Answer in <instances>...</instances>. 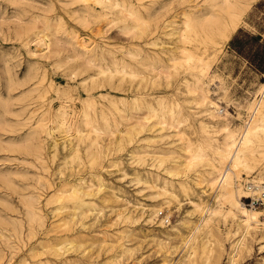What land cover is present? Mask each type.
Returning a JSON list of instances; mask_svg holds the SVG:
<instances>
[{"label":"rangeland","instance_id":"obj_1","mask_svg":"<svg viewBox=\"0 0 264 264\" xmlns=\"http://www.w3.org/2000/svg\"><path fill=\"white\" fill-rule=\"evenodd\" d=\"M127 1L138 4L137 0ZM80 6L75 0H0L1 264H229L228 254L235 253L231 246L242 237L240 233L242 228H239L234 237L228 238L227 235L239 227L237 223L230 217L224 218L222 213L217 214L218 216L211 215L210 218L203 213L205 207H215L216 203L213 198L214 192L201 182L200 167L196 171L191 169L185 172L184 167L179 166L178 177H169L172 186H167V189H171L173 193L162 194L161 181L163 177L168 176L165 171L175 165L165 161L159 168L151 167L149 163L152 159L149 155L145 156L143 163L134 162L136 156L131 151L137 149L136 145H143L145 142L133 143L121 152L108 154L105 151L95 164L90 165L88 160L92 150L85 149L84 141H77L73 133H70L69 138L72 140L69 144L64 131L56 129L55 122L48 121L49 114L61 101L57 98L55 89L59 90L61 97L71 95L72 101L67 104L76 109L80 108L81 101L87 94L79 84L83 79H86V84H90V76L96 75L97 72L73 70L78 63L65 59V49V52L61 49L59 55L49 58L40 56L43 51L30 54L29 51L42 47H37L33 43L25 45L28 37L23 31L35 26V31L49 35L58 29L60 31L56 35L61 36L63 30L65 34L62 35L66 36L68 32L75 33L88 45L115 44L118 47L124 40L123 35L118 34L117 28L105 25L106 21L103 19L102 24L101 19L88 17V27L84 26L81 18L85 14L81 12ZM34 17L38 20L34 21ZM43 17L51 27L50 32L44 29ZM243 20L244 23L242 22L231 38L220 43L221 48L217 53L211 54L209 51L203 55L209 62L208 76L204 79L209 97L221 107L220 111L223 112L220 115L228 112L229 125L234 129L240 126L242 120L248 118L247 105L250 101L254 99L257 101L260 98L257 91L260 84L264 83V0H256L243 16ZM156 37L161 45L168 42V38L161 33ZM165 46L172 48L175 56L179 55L176 45L169 43ZM162 59L164 64L170 63L167 55H162ZM34 67H38L39 71L44 73V80L22 101L19 96L27 85L20 84L28 80L29 73ZM182 78L191 80L190 75L180 73L167 84L163 77L156 78L151 72L145 71L143 81L141 79L133 81L129 91L95 89L91 91V95L95 97L98 105L108 106V101L100 99L98 95L101 92H109L115 96L113 98L117 101L119 110L131 112H136V108L129 102L137 92L143 94L147 103H152L154 107L157 106L152 99L154 97L164 96L170 103L178 101L183 113L191 112L188 123L183 125L181 130L188 139L196 142L199 137V121L206 122L208 119L202 114L201 108L189 103L188 95L175 93V87ZM134 86L138 89L136 90ZM119 96L125 97L127 102L119 103ZM24 103L29 104L27 110L33 111L31 119L25 121L26 125H23V120L17 121L13 115L19 112L20 106ZM51 107L53 110H49L48 113V108ZM137 112L140 115L146 114V105L143 104ZM37 120L42 121L45 126L49 125L56 143L54 150L52 139L45 140L43 160L40 163L34 161L30 155L24 154L23 148L17 147V144L25 142L23 139L28 125L33 126ZM99 125L102 123L99 122ZM108 125L112 126L109 120ZM153 126L159 130L158 124ZM79 128L83 133H89V129L81 123ZM161 133L169 135L163 140L164 143L159 145L163 151H166L163 147L171 146L176 152L182 153L180 149L182 142L176 141L175 129L165 127ZM214 136L220 137L218 133ZM143 137L145 134L141 138ZM99 141L102 142L101 138ZM74 144H78L80 159L74 157L72 149ZM262 162L264 159L260 160L259 164ZM259 164L251 178L260 174L264 176V170H260ZM94 172L101 179V190L92 198H86L93 201L89 204L91 211L77 219L72 215L75 206L74 199L70 198L72 186L80 180H89V173ZM156 174L159 176L157 180ZM136 176L141 177V183H136ZM242 177L246 176L242 174ZM143 179L150 182L156 180V185L149 188ZM93 182L95 185V181ZM178 182L185 185V191L180 188ZM244 182V180L240 182L243 187L246 185ZM94 189L95 187L92 190ZM26 196L36 198L38 210L43 215L41 224L29 225L24 207ZM237 199L247 208L253 207L264 213V206L250 204V198ZM190 201L198 203L202 209L195 210ZM224 207L225 205H222V212L225 210ZM121 210L130 213V221L114 223L115 213ZM160 211L169 217V225L159 224L157 214ZM138 216L139 220L133 223ZM148 218L152 220L148 222ZM206 218L209 220L204 224ZM261 220L264 221V218L261 217ZM14 227L19 229L18 235H15ZM262 234L264 231L259 227L254 232L246 233L242 241L244 245L238 249L239 256H236L235 264H264ZM64 240L70 244L62 251H56L55 248Z\"/></svg>","mask_w":264,"mask_h":264},{"label":"bare ground","instance_id":"obj_2","mask_svg":"<svg viewBox=\"0 0 264 264\" xmlns=\"http://www.w3.org/2000/svg\"><path fill=\"white\" fill-rule=\"evenodd\" d=\"M75 1L80 3V10L85 14L81 18V23L84 26L89 24L88 17L99 18L102 24L103 19L106 21L105 25L115 26L118 34L123 35L124 40L122 45L118 47L115 44L110 46L98 43L88 45L82 42L83 40L81 41L75 33L68 32L66 36L62 35L65 34L63 30L61 36L56 35L60 31L58 29L54 34L49 33V35L35 31V26L23 31L28 37L25 45L33 43L37 47H42L38 50L29 51L30 54L43 51L40 56L49 58L59 55L61 49H65V59L78 63L77 67L72 65L73 70L79 72L96 70L97 72L96 75L90 76V84H86V79H83L79 84L82 85L87 94L81 101L80 108L76 109L67 104L72 101L71 95L66 94L61 97L59 90L55 89V94L61 101L58 107L49 114L48 121L55 122L56 129L64 131L69 144L72 140L69 136L72 133L77 141H84L85 149L92 150L88 160L90 165L95 164L105 151L108 154L121 152L133 143L145 142L143 145H136L137 149L131 151L136 156L135 160L133 159L134 162L143 163L145 156L149 155L152 159L149 163L151 167L159 168L165 161H170L175 165L165 171L168 176H166L167 178L163 177L161 181L162 194L173 193L171 189H167V186H172V180H169V177L176 178L180 174L179 166L182 165L185 172L191 171V169L196 171L200 167L201 182L214 192L213 198L216 203L215 207H205L203 213L206 217L222 213L224 218L230 217L235 221L239 227L227 235L228 238L234 237L239 228H242L240 231L242 237L231 246L232 249H235V253L233 255L228 254L229 264H235L238 249L244 245L242 241L246 233L254 232L257 227L264 231V221L261 220V217L264 218V213L253 207L247 208L244 203L237 199V197L239 200L240 198H248L253 194L252 197H254L264 191V176L260 174L251 178V174L255 172L259 161L264 159V83L260 84L257 91L260 98L257 101L255 99L250 101L247 105L248 118L242 120L238 128H231L227 119L228 112L225 111L224 115H220L223 112L220 111L221 107L209 97L208 87L204 83V79L208 76L209 62L205 60L206 57L204 58L203 55L208 54L209 51L211 54L219 51L220 43L231 38V35L244 21L243 16L256 0H137V5L127 0ZM33 19L34 21L38 20L36 17ZM43 21L44 29L50 32L51 27L46 18L43 17ZM51 26L54 27L52 24ZM97 33L99 34L98 30ZM158 33L166 36L168 42L163 45L159 44L156 37ZM169 43L176 45L179 55L175 56L172 48L165 46ZM162 55H167L169 64L163 63ZM145 71L151 72L156 78L163 77L167 84L171 78L180 73L190 75L191 80L182 78L181 81H178L180 83L176 85L175 93L188 95L189 103L201 108L202 114L207 116L208 121H199V137L196 142L188 139L181 130V127L188 123L191 112L183 113L178 101L170 103L166 97L158 96L152 98L157 105L154 107L152 103H147L143 94L137 92L131 101H128L136 108V112H131L130 110H119L117 101L114 99L115 96L109 92H101L98 95L100 99L108 101V106L105 104L98 105L95 97L93 98L91 95V91L95 89H108L113 92L129 91L133 81L137 79L143 81ZM43 80L44 73L39 71L38 67H34L29 73L28 80L20 84L21 86L27 85V88L21 91L20 99L25 100ZM51 86L50 84L49 87ZM137 89L138 87H136ZM118 102L125 104L127 99L119 96ZM4 104L6 103L4 102ZM11 104L13 103L11 102ZM143 104L146 105L147 112L140 115L137 110ZM28 105L27 103L22 104L19 112L13 114L17 121L23 120V125H26L25 121L31 119L33 113V111L30 112L31 109L27 110ZM49 110H53V108H48V113ZM108 120L112 122L110 127ZM99 122L102 125H99ZM122 122L125 124L123 125ZM80 123L89 129V133L86 132V134L81 131ZM157 124L159 130L154 129L155 126L153 125ZM48 126H45L40 120H37L33 126L28 125L23 139L25 142H22L21 145L17 144V147L23 148L24 154L30 155L38 163L43 160L45 140L52 139V148L56 149L55 139L53 140L52 137L53 132ZM165 127L175 129L176 141L182 142L180 148L182 153L176 152L171 146L163 147L166 148V151H163L162 147L159 146L160 143H164L165 137H169V135L161 133ZM215 133H218L220 137L214 136ZM144 134L145 137L141 138ZM99 138H101V143ZM77 145L74 144L72 149L74 157L80 159ZM174 154L177 155L174 156ZM259 166L260 170H264V162ZM242 174L246 176L245 178L250 177L251 179L243 178ZM89 177V180H80L72 186L70 198L74 199L75 203L72 215L77 219L86 216L91 211L89 204L93 201L91 202L86 198H92L101 190L102 184L99 175L94 172L89 173ZM157 177H159L158 174H156V180ZM92 180L95 181V185ZM156 180L151 182L144 180L143 182L151 188L156 185ZM243 180L246 183L244 187L240 183ZM139 182L141 183V177L136 176V183ZM178 184L185 191V185L182 182H178ZM93 187H95L94 190H92ZM57 197L60 199L59 196ZM24 202L29 225L41 224L43 215L38 210L36 198L26 196ZM190 204L197 211L202 209L198 203L190 201ZM222 205H225L223 212ZM152 212L154 215V210ZM129 214L125 210L115 213L114 223L130 221ZM158 214L159 224L162 226L170 224L168 216L160 217ZM149 217H151V213ZM139 218L140 216L136 217L132 222H137ZM209 218L204 219L203 223H207ZM151 220L152 218L147 219L148 222ZM16 226H18L17 222ZM14 232L15 235H18L19 229L14 227ZM226 233L228 234L229 231ZM262 239H264V234H262ZM69 244L66 240L61 241L55 249L62 251ZM1 262L2 256L0 255V264Z\"/></svg>","mask_w":264,"mask_h":264},{"label":"built area","instance_id":"obj_3","mask_svg":"<svg viewBox=\"0 0 264 264\" xmlns=\"http://www.w3.org/2000/svg\"><path fill=\"white\" fill-rule=\"evenodd\" d=\"M248 198H250V204L264 206V191H262L260 195H256L254 197H248ZM158 215L160 217H164L163 212H160ZM168 220H169V218H168Z\"/></svg>","mask_w":264,"mask_h":264}]
</instances>
